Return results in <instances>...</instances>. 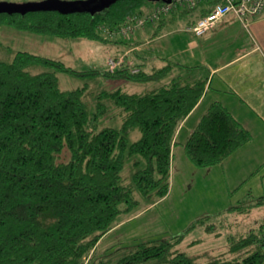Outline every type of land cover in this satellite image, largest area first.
Listing matches in <instances>:
<instances>
[{
  "label": "trees",
  "instance_id": "16d2710c",
  "mask_svg": "<svg viewBox=\"0 0 264 264\" xmlns=\"http://www.w3.org/2000/svg\"><path fill=\"white\" fill-rule=\"evenodd\" d=\"M145 3L117 0L94 13L68 15L55 11L0 14V27L102 41L101 32H113L128 18L146 15ZM192 11L178 14L189 16ZM162 18L159 21L164 23ZM123 63L114 73L107 68L104 73L78 72L60 60L27 51L15 52L11 60L0 57V264H88L97 243L116 226L117 217L138 203L134 187L151 202L168 194L175 135L205 96L207 75L202 74L203 68L169 61L161 68L132 74L133 68ZM36 67L48 71L35 73ZM175 70L182 73L174 75ZM59 73L86 82L81 88L63 90ZM99 76L134 83L169 80L148 93L116 88L87 96L89 83ZM112 109L119 110L120 127L99 128L100 119ZM134 130L141 136L129 142ZM252 138L222 103L214 101L183 150L196 168H210L222 164ZM131 157L141 161L134 160L136 171L127 185L121 172ZM141 162L144 168L139 170ZM122 204L126 206L120 209ZM257 208H264V196L255 199L248 193L232 210L246 214ZM259 241L257 250H252ZM229 244L231 253L245 250L246 256L203 264H264V237L248 232ZM171 248L170 242L142 241L117 264L161 260L200 264Z\"/></svg>",
  "mask_w": 264,
  "mask_h": 264
},
{
  "label": "rangeland",
  "instance_id": "374dc122",
  "mask_svg": "<svg viewBox=\"0 0 264 264\" xmlns=\"http://www.w3.org/2000/svg\"><path fill=\"white\" fill-rule=\"evenodd\" d=\"M60 1L67 3L88 0ZM0 2L22 5L42 3L45 0H0ZM156 6V1H147L142 11L147 14ZM195 11L193 10L191 15L188 14L190 18L197 13ZM168 16L172 18V15ZM183 22L184 20L181 19L174 21L173 24L181 27ZM146 28L148 30L152 28V25ZM137 31L128 36L117 33L115 38H110L103 31L100 33L102 41H91L82 37L64 39L50 35H34L1 26L0 57L11 60L15 52L27 51L53 60H60L67 67L78 72L94 69L104 73L106 65L103 63L106 58L114 57L118 52L122 53V50L126 48L125 44L130 42L131 36L138 35ZM114 39L120 44L115 43ZM33 71L37 73L48 70L36 67ZM56 76L59 88L63 90L71 91L81 88L86 82L84 79L63 73L56 74ZM168 80L169 78L161 81L134 83L99 76L89 83L90 90L87 96L103 90L114 91L116 88H121L127 93H148L161 87ZM212 100L214 99L211 96L207 97L204 105L186 124V129L178 138L179 144L173 149L170 189L166 197L160 201L151 202L143 198L138 189L134 187L133 194L138 203L117 217L116 226L97 243L95 251L90 254L92 258L88 264H117L119 259L142 241L154 242L156 245L161 242H170L171 252L185 253L200 264L210 263L216 259H241L246 256V251L231 253L229 240L245 237L248 232H254L257 238L264 237V226L262 225L264 224V208L253 209L246 214L232 210L241 202H237L236 199L240 197L239 191L247 184V182L242 184L239 180L252 171L255 163L264 158V153L247 149L248 152L244 156H236L234 162H228L222 167L196 168L183 150V144L187 141L185 134L188 133L186 132L189 129H195L198 118L206 113L209 102ZM89 105L93 107L91 101ZM100 120L99 128H107V126L118 128L122 123L119 110L116 109H112ZM140 136V132L134 130L129 136V142H135ZM246 155L251 158L245 159ZM134 160L141 161L139 157L127 158L125 161V167L121 172L124 184H132L133 174L136 171ZM141 164L139 170L144 168L143 162ZM125 206L126 204H122L120 209ZM259 244L260 241L253 245L252 250H257ZM151 264L170 263L161 260Z\"/></svg>",
  "mask_w": 264,
  "mask_h": 264
},
{
  "label": "crops",
  "instance_id": "0c3cea01",
  "mask_svg": "<svg viewBox=\"0 0 264 264\" xmlns=\"http://www.w3.org/2000/svg\"><path fill=\"white\" fill-rule=\"evenodd\" d=\"M212 3L203 1L195 9L197 13L191 18L180 16L178 11L172 14L176 15L175 19L166 15L162 18L166 20L164 23L159 21L154 25L147 24V26L152 25V28L147 30L145 26L139 29L138 35L133 34L130 42L125 44L126 48L122 53L115 54L114 58L121 57L126 65L146 72L153 68H161L166 61L182 67L203 68L202 74L207 75V92L179 126L174 147L179 144L178 138L186 129V124L204 105L207 97L211 96L214 100L209 102V106L214 101L224 104L253 136L249 143L243 145L222 164L212 166L222 167L228 162H234L236 156H244L248 152L247 149L264 153V13L250 18L248 25L237 20L234 15H228L216 24L214 30L201 38L187 34L184 31L186 23L196 21L207 10H211ZM181 19L184 20L183 24L181 27H176L173 22ZM106 33L109 35L107 31ZM115 36L116 33L109 37L115 38ZM114 42L120 44L118 40L114 39ZM110 57H107L103 63L106 68L107 59ZM180 73L182 72L174 71V75ZM193 130L194 128L186 132L188 133L185 134L186 140ZM247 158L251 157L246 155L245 159ZM251 170L245 178L239 180L240 183L247 182V184L239 191L240 197L236 199L237 202L244 200L248 193H251L255 199L264 196V158L258 160ZM160 200L162 199L158 201Z\"/></svg>",
  "mask_w": 264,
  "mask_h": 264
},
{
  "label": "built area",
  "instance_id": "2783aa9c",
  "mask_svg": "<svg viewBox=\"0 0 264 264\" xmlns=\"http://www.w3.org/2000/svg\"><path fill=\"white\" fill-rule=\"evenodd\" d=\"M203 1H211L212 8L208 13L198 18L193 25H186L184 31L192 37L201 38L204 34L215 29L216 24L228 15H234L237 20L248 25L250 18L258 17L264 13V0H171L169 3H158L152 11L144 16H133L128 18L125 25L117 27L109 36L119 33L122 36L130 35L136 30L142 29L147 24H155L164 16L171 13L197 9ZM121 57H110L107 59V71L114 73L124 66ZM139 69H132V74H138Z\"/></svg>",
  "mask_w": 264,
  "mask_h": 264
},
{
  "label": "water",
  "instance_id": "95a60500",
  "mask_svg": "<svg viewBox=\"0 0 264 264\" xmlns=\"http://www.w3.org/2000/svg\"><path fill=\"white\" fill-rule=\"evenodd\" d=\"M117 0H88L79 2H63L60 0H45V2L37 4H7L0 2V14H19L24 15L27 13L34 12H45V11H55L63 15H68L69 13H77L79 11L96 12L97 10H102L108 8ZM146 1V0H144ZM147 1H158V0H147ZM164 3H169L171 0H160Z\"/></svg>",
  "mask_w": 264,
  "mask_h": 264
}]
</instances>
